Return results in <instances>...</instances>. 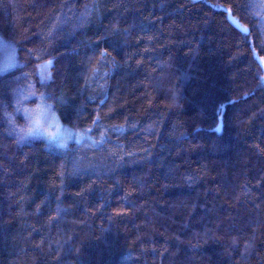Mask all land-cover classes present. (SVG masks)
<instances>
[{
    "label": "trees",
    "instance_id": "16d2710c",
    "mask_svg": "<svg viewBox=\"0 0 264 264\" xmlns=\"http://www.w3.org/2000/svg\"><path fill=\"white\" fill-rule=\"evenodd\" d=\"M0 38V264H264V0H0Z\"/></svg>",
    "mask_w": 264,
    "mask_h": 264
},
{
    "label": "rangeland",
    "instance_id": "374dc122",
    "mask_svg": "<svg viewBox=\"0 0 264 264\" xmlns=\"http://www.w3.org/2000/svg\"><path fill=\"white\" fill-rule=\"evenodd\" d=\"M0 46L2 47V50L4 52L2 57L4 56L6 58V62H4L0 66V69L4 70L13 65L14 49L11 43L1 38H0ZM16 64H17V60H16ZM51 108H52L51 104L42 98L39 99L36 105L28 108L29 121L31 123V127L32 128L35 127L33 123L34 120H39L41 124V127L34 132L42 134L45 137L53 140L54 142L62 146H65L71 140L80 141L83 140L85 136H87L81 130L63 124L57 117L56 113ZM57 132L58 135L55 138H53L51 136V133H57Z\"/></svg>",
    "mask_w": 264,
    "mask_h": 264
},
{
    "label": "snow or ice",
    "instance_id": "6c2138e0",
    "mask_svg": "<svg viewBox=\"0 0 264 264\" xmlns=\"http://www.w3.org/2000/svg\"><path fill=\"white\" fill-rule=\"evenodd\" d=\"M49 63H51V62H49ZM33 123H34L35 127L30 130L29 134H31L32 132L36 131L38 128L41 127L39 120H34ZM217 130L219 131V129H217ZM57 135H58V132L57 133H51V136L53 138H55Z\"/></svg>",
    "mask_w": 264,
    "mask_h": 264
}]
</instances>
